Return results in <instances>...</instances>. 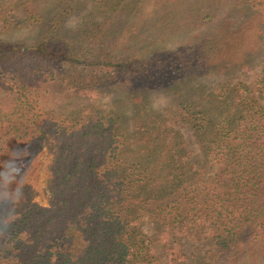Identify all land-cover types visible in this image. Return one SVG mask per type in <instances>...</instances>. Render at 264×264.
I'll return each instance as SVG.
<instances>
[{
  "label": "trees",
  "instance_id": "1",
  "mask_svg": "<svg viewBox=\"0 0 264 264\" xmlns=\"http://www.w3.org/2000/svg\"><path fill=\"white\" fill-rule=\"evenodd\" d=\"M42 1L0 0V28L40 22ZM180 1L51 0L33 40L0 39V264H264V0ZM44 84L124 94L132 116L45 111Z\"/></svg>",
  "mask_w": 264,
  "mask_h": 264
},
{
  "label": "rangeland",
  "instance_id": "2",
  "mask_svg": "<svg viewBox=\"0 0 264 264\" xmlns=\"http://www.w3.org/2000/svg\"><path fill=\"white\" fill-rule=\"evenodd\" d=\"M49 1L51 0H43L40 3V14H41V20L38 23H35V19L30 20L27 23H22L19 26H12L10 28H0V39H4L10 42H28L33 40L41 31L42 25L45 24L48 20V18H45L48 16V7ZM182 4L178 5L181 7L182 10L187 9V5L189 4L190 9H192V6L194 4V0H182L180 1ZM207 2H203L202 7L204 6V9L202 10L203 16L206 17V20H212V18H224L228 12V6L224 7L223 3H220L217 7H212L211 9L209 7L212 6V4L208 5L206 7ZM214 5V4H213ZM199 6H197L198 9ZM224 7V8H223ZM93 8L91 4L88 5L87 8L81 10L79 13L72 15L70 18H67L63 23V31L65 33L68 32V34L74 36L79 32V29L85 24L87 20L90 18H87V14L89 11ZM205 8L207 10L205 11ZM212 12L211 16H209L207 13ZM151 16L147 14L146 17V25L145 28H151L152 26V19ZM23 19V18H22ZM21 18L19 20H22ZM23 21V20H22ZM217 21V20H215ZM168 33V31L166 32ZM162 35H157L156 37H161ZM182 36V33L180 32H172L169 34V36L166 37V40L169 44L175 45L180 41V38ZM262 64H257L255 67V71H250L247 73L248 76H243L242 80L245 82H250L254 77V72H259L262 68ZM46 89V90H45ZM40 94V100L39 104L41 108L45 111L53 112L56 114H60L61 112L67 110L76 112L79 108L86 106V105H92L96 108L102 109L104 112L107 113H115V114H122L127 117H131L133 110L132 105L128 103L125 100V95L121 93H112L106 96L96 97V98H90L86 96H75V95H69L64 94V92L57 91L56 88L51 87L48 84H44V89L39 92ZM154 105L157 108L166 110L173 107L174 103L173 100L169 97H167L164 94H156L152 98ZM127 125L131 123L130 119L127 120ZM42 161L43 169L38 174V179L36 181L35 185V200L39 202L41 205L47 206L49 203L50 198V187H49V170H48V164L50 163V155L48 150L46 149V153L42 156H38L37 161ZM151 224L149 225L148 222H144L143 229L146 232H150ZM197 246H202L204 248H208L210 246L209 241L204 242H198L196 243ZM188 249V247H186Z\"/></svg>",
  "mask_w": 264,
  "mask_h": 264
}]
</instances>
